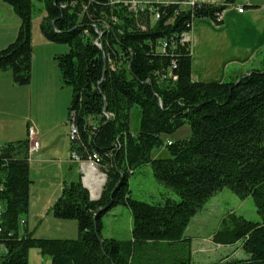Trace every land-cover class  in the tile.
Here are the masks:
<instances>
[{
  "label": "trees",
  "instance_id": "trees-1",
  "mask_svg": "<svg viewBox=\"0 0 264 264\" xmlns=\"http://www.w3.org/2000/svg\"><path fill=\"white\" fill-rule=\"evenodd\" d=\"M0 1L19 20L15 40L0 50V73H9L16 86L29 85L32 15L35 2L42 4L41 35L68 48L54 61L71 92L67 123L72 121L77 132L71 155L80 161L97 156L106 179L96 201L80 181L64 182L50 208L54 218L76 222L77 238H34L23 227L30 142L4 144L0 264H28L32 249L50 264H195L185 231L224 188L240 200L250 197L261 222L234 214L223 218L211 241L221 247L240 243L246 258L226 256L214 264H264V70L222 83H196L190 78V43L180 42L196 19L222 25L216 15L233 0L153 4L143 12L109 0ZM133 107L140 109L136 134L130 131ZM184 126L188 138L162 140ZM163 148L169 156L152 159V152ZM146 165L178 200L149 204L130 197L128 178ZM116 206L131 212L128 240L101 237V218Z\"/></svg>",
  "mask_w": 264,
  "mask_h": 264
},
{
  "label": "crops",
  "instance_id": "crops-1",
  "mask_svg": "<svg viewBox=\"0 0 264 264\" xmlns=\"http://www.w3.org/2000/svg\"><path fill=\"white\" fill-rule=\"evenodd\" d=\"M134 1L142 6H186L223 5L228 0ZM239 7L243 8L242 13L237 12ZM222 15L220 26L209 19L194 20L191 32L187 34L191 48L190 78L193 82L222 83L239 79L253 70H264V0H233L227 4ZM18 28L16 16L0 15V50L15 40ZM67 49L38 39L36 46L32 45L31 80L27 86H16L9 73H0V145L19 141L22 135V140L28 138L21 133L22 122L27 129H34L35 140L39 144L29 156V216L24 219L23 225L28 232L47 217L46 221L50 224H67L73 233L71 235L77 234L76 223L50 217V208L60 196L63 183L76 182L73 179L80 173V164L72 159L68 139L69 93L60 81L54 61L56 55L65 53Z\"/></svg>",
  "mask_w": 264,
  "mask_h": 264
},
{
  "label": "rangeland",
  "instance_id": "rangeland-1",
  "mask_svg": "<svg viewBox=\"0 0 264 264\" xmlns=\"http://www.w3.org/2000/svg\"><path fill=\"white\" fill-rule=\"evenodd\" d=\"M132 1V0H130ZM0 15L15 17L12 9L3 2L0 1ZM42 19V4L35 2V9L32 15V45L36 46L38 39H44L39 31V23ZM8 23V19H4ZM12 43V42H11ZM51 43V42H49ZM10 44V43H9ZM7 44V46L9 45ZM54 44V43H53ZM61 47H67L66 45L56 44ZM6 48V47H5ZM2 50V49H1ZM68 51V49H67ZM66 51V52H67ZM65 52V53H66ZM64 54V53H62ZM69 93V99L71 96L70 89L64 88ZM67 89V90H66ZM140 122V109L133 107L130 113V131L132 134H136L139 130ZM26 124V123H25ZM27 128L24 122L21 123V133H25ZM190 136V130L187 126L182 127L177 132L169 136H163L162 140L166 142H173L178 139H185ZM23 135L21 140L23 139ZM19 140V139H18ZM169 155L167 151L163 149L154 150L151 154L152 159L167 158ZM80 173L76 175L74 181L81 182V166ZM100 173L102 169L94 166ZM83 172V169H82ZM84 173V172H83ZM85 174V181L90 179V176ZM103 176V175H102ZM89 194L90 189L85 182ZM128 187L130 190V197L134 200L156 204L162 202L165 198H171L178 200V197L165 188L162 184L158 183L153 177L150 165L143 166L136 170L134 174L128 178ZM103 188V187H102ZM102 190V189H101ZM100 190V191H101ZM99 191V192H100ZM99 195V194H98ZM97 195V196H98ZM93 197V196H92ZM229 214L241 216L246 220L260 223L261 220L256 212L253 200L249 197L245 200H240L227 188L222 189L211 197L207 203L199 210L194 218L191 219L189 226L185 231V236L192 239L191 254L192 260L195 264H214L226 256L231 259L246 258V254L241 249V244L237 243L230 247L216 246L210 239V236L220 227V223L223 218ZM29 215H25L24 219ZM50 217H53L50 213ZM44 218V216L42 217ZM41 218V219H42ZM56 219V218H55ZM47 220V217H46ZM39 221L29 232L34 238L40 239H61L69 238L75 239L76 235H71L70 226L66 225H53L48 221ZM33 221V220H32ZM57 221L66 223H76L73 220H59ZM25 228V227H24ZM132 228V216L129 209L124 206H116L108 211L101 218L100 234L104 239H116V240H128L131 238ZM26 229V228H25ZM170 255L167 254V260ZM28 264H50V258L43 256L37 249H32L28 254Z\"/></svg>",
  "mask_w": 264,
  "mask_h": 264
},
{
  "label": "built area",
  "instance_id": "built-area-1",
  "mask_svg": "<svg viewBox=\"0 0 264 264\" xmlns=\"http://www.w3.org/2000/svg\"><path fill=\"white\" fill-rule=\"evenodd\" d=\"M121 3H123L124 5L130 6V8L132 10L139 9L140 12H143L144 9H145V6H142V5L138 4V2H136L134 0H132V1H123ZM189 5H193V4H189ZM150 12L153 13V15H154L153 17L155 19L158 18V15L156 13H154V10L153 11L151 10ZM237 12L238 13H242L243 12V8L242 7H239L237 9ZM216 17H217L218 20H223L222 19L223 18V15L222 14H217ZM180 42L181 43H187V42H189L188 35L187 34H182L181 35V38H180ZM67 124H68V139H69L70 142H72L77 137L76 128H75V126H74V124H73L72 121L68 122ZM35 135L36 134H35L34 129L30 127L28 129V138L30 139V141H29L30 142L29 156H30L31 153L35 152L38 149V147H39L38 142L35 140ZM167 144H170V142H168ZM1 148H2V146L0 145V155H1ZM72 158L75 159L80 164V166H81V174H82L81 179H82L83 183H84V178L85 177H84V174L82 172V166L88 164V165H91L93 167L94 166L99 167V158L97 156H93L92 158H90L87 161H80L75 156L72 157ZM101 175H104V174H101ZM1 253L2 252H0V255H1Z\"/></svg>",
  "mask_w": 264,
  "mask_h": 264
},
{
  "label": "bare ground",
  "instance_id": "bare-ground-1",
  "mask_svg": "<svg viewBox=\"0 0 264 264\" xmlns=\"http://www.w3.org/2000/svg\"><path fill=\"white\" fill-rule=\"evenodd\" d=\"M83 172L86 173L87 175L90 176V179H87L85 181L84 178V185L85 182L87 184V186L90 189V196L94 199H96L98 196V194H100V190L102 189V187L105 184V180H104V176H102L96 169L95 167L91 166V165H83L82 166ZM83 173V174H84ZM85 177V174H84ZM86 187V186H85ZM87 188V187H86ZM100 191V192H99Z\"/></svg>",
  "mask_w": 264,
  "mask_h": 264
},
{
  "label": "water",
  "instance_id": "water-1",
  "mask_svg": "<svg viewBox=\"0 0 264 264\" xmlns=\"http://www.w3.org/2000/svg\"><path fill=\"white\" fill-rule=\"evenodd\" d=\"M103 176H104V180H106V179H105V175H103ZM81 185H82V187H83L85 190H87V191H88V189L85 187V185H84V183H83L82 179H81ZM88 193H89V191H88ZM100 194H101V192H100ZM100 194L98 195V197H97L96 199L92 198V197L90 196V194H89V198H90V200H91V201H96V200H98V199H99V197H100Z\"/></svg>",
  "mask_w": 264,
  "mask_h": 264
}]
</instances>
